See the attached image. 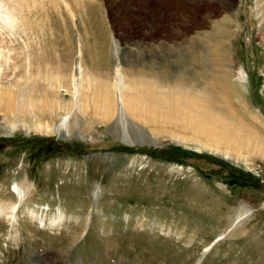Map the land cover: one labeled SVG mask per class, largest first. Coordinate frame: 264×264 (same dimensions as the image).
<instances>
[{
  "label": "rangeland",
  "instance_id": "1",
  "mask_svg": "<svg viewBox=\"0 0 264 264\" xmlns=\"http://www.w3.org/2000/svg\"><path fill=\"white\" fill-rule=\"evenodd\" d=\"M48 1L3 4L20 21H0V206L26 195L0 216V264H264V0L94 2L80 19ZM116 67L150 119L117 115Z\"/></svg>",
  "mask_w": 264,
  "mask_h": 264
},
{
  "label": "bare ground",
  "instance_id": "2",
  "mask_svg": "<svg viewBox=\"0 0 264 264\" xmlns=\"http://www.w3.org/2000/svg\"><path fill=\"white\" fill-rule=\"evenodd\" d=\"M20 1V0H19ZM44 1V0H42ZM132 0H49L48 2H51L52 4H58L57 6H59L60 4L69 12L68 15H71L70 17H72L73 19H80V15H81V12L83 11L82 9H86V8H89V7H92L94 2H96V4L98 5H101L105 8V10L107 12H112L114 16H117V14L119 15V13L116 14V12H114V10L120 6V5H130ZM16 2V1H15ZM14 3V2H13ZM16 4V3H15ZM14 4V5H15ZM18 4V3H17ZM21 4V3H20ZM44 4V3H43ZM223 5L225 3H222ZM29 5V4H28ZM60 5V6H61ZM226 5V4H225ZM31 6V5H30ZM42 6V5H41ZM48 6H49V3H48ZM55 6V5H53ZM97 6V5H96ZM21 7V6H20ZM47 7V6H46ZM50 7V6H49ZM56 7V6H55ZM15 8V6H14ZM60 8V7H59ZM58 8V9H59ZM32 9V7L30 8ZM29 9V11H30ZM56 9V8H55ZM10 10V9H9ZM50 10V9H48ZM88 10V9H87ZM86 10V11H87ZM58 11V10H57ZM116 11V10H115ZM13 12V9L11 11H9L8 13L11 14V17L13 18V14L11 13ZM31 12V11H30ZM52 12V11H51ZM7 13V12H5ZM61 13V12H60ZM104 14V13H103ZM15 15V13H14ZM62 15V13H61ZM163 15V14H162ZM60 16V15H59ZM15 17V16H14ZM85 17V16H84ZM88 17V16H87ZM18 19V18H17ZM83 19V18H81ZM20 21V19H18ZM16 20V21H18ZM1 21V20H0ZM15 21V20H14ZM13 22L14 23H16ZM75 21V20H74ZM2 23V22H1ZM20 23V22H19ZM12 24V26H13ZM18 24V23H16ZM15 24V25H16ZM27 25V24H26ZM25 25V26H26ZM5 26V25H4ZM3 26V27H4ZM6 26H8V24H6ZM23 27V25H21ZM20 27V26H19ZM20 27V28H22ZM8 28H10L8 26ZM76 28L78 30V26L76 25ZM26 29V28H25ZM24 30V28H23ZM2 36V34H1ZM3 39H6L4 38V36H2ZM1 39V38H0ZM5 42V40L3 41ZM1 46V45H0ZM118 45L113 42V51H114V54L115 56L118 54ZM1 49V48H0ZM8 52V51H7ZM3 53V52H2ZM15 57V55H14ZM6 71V70H5ZM74 78L72 79L73 80V88H74V93H73V97L76 98L77 94H79V89L81 88H84V79H83V70H82V67H81V64L79 62V59H77V61L75 62V70H74ZM83 84V85H82ZM89 84V82L87 83ZM91 84V83H90ZM115 84H116V90H117V95H118V102H119V109H118V112H117V115H121L123 114V112H125L126 114H129V115H136L137 117H139V119H150L151 116H149L148 114L150 113V115L152 114L151 112L155 111H151L150 108L149 110L147 111V109H143L141 104H140V98L141 96H144V94H142V92H130L127 87H126V82H125V79H124V75H122V73L120 72V68L119 67H116V77H115ZM79 85L81 86V88H79ZM108 87V86H107ZM150 89V88H149ZM123 91V92H122ZM153 94V93H152ZM140 95V97L138 96ZM109 98V97H108ZM144 99V98H143ZM149 101L152 100V97H149L148 98ZM156 100V99H155ZM201 100H204V99H201ZM112 101V100H111ZM168 102V101H167ZM111 103V102H110ZM142 103V102H141ZM144 103V101H143ZM149 103V102H147ZM191 103L190 102H187V106L190 105ZM113 105V104H112ZM167 105V104H166ZM192 105V104H191ZM202 105V103H201ZM147 106H149L147 104ZM155 106V105H154ZM154 106H151L152 108ZM195 106V105H194ZM194 106H191V108H193ZM114 107V106H113ZM180 108H184V106H179ZM178 108V107H177ZM171 110V109H170ZM193 111H198L201 113V116L202 118L203 117H207L208 115L211 116L210 118V121L211 122H214L216 120V118L214 117L212 111H208L206 108H204L203 106H201L200 108H193L192 109ZM117 111V110H116ZM186 111V110H185ZM184 111V112H185ZM171 112H169L170 114ZM188 113V112H187ZM174 114V113H173ZM70 115H71V110L70 111H67L66 113H64V115H62L59 119V121L55 124L54 128L52 131H54L56 134H59L60 136H69L70 135V128H69V118H70ZM135 116V117H136ZM166 116V115H165ZM105 119V118H104ZM121 133L123 134L122 136V139L123 141H126V142H130V139L127 138L126 135H128V132L126 131V128L125 127H122V131ZM229 133H232L234 134L231 130L229 132H227L226 134L223 135V137H221V140H225V141H228V143H231L233 142L234 138L231 137V135H229ZM240 135V134H239ZM213 139H216V138H213ZM218 144V143H216ZM27 189V188H26ZM15 194L17 195V199L16 201L14 202H11V203H7V204H4L0 206V216L4 217V218H8L9 220H15L16 221V218H17V211L21 205V202L22 200H24L25 198V195H26V191L24 189V187H22V184L19 185V184H15ZM94 197H97V191L94 193ZM32 211V210H31ZM32 216V214H31ZM242 217V215H238L236 217V220L234 221L237 222L238 220H240ZM65 216L63 214V212H60L59 215L57 216H54L53 219H52V223H51V226H58L57 228H61L64 226V220H65ZM89 218L87 217V220ZM77 221V220H76ZM13 223V222H12ZM232 223V224H234ZM80 224H78L77 227H79ZM79 234L76 232L74 233L72 236H73V239L72 241L75 242V240H77L79 238L78 236ZM221 238V237H219ZM209 249V248H208ZM207 250V249H206ZM54 256H50L49 260H46V264H60V259H61V253L60 254H54Z\"/></svg>",
  "mask_w": 264,
  "mask_h": 264
},
{
  "label": "clouds",
  "instance_id": "3",
  "mask_svg": "<svg viewBox=\"0 0 264 264\" xmlns=\"http://www.w3.org/2000/svg\"><path fill=\"white\" fill-rule=\"evenodd\" d=\"M4 0H0V20L3 22H6L9 27L12 26L13 20L10 13H5V10L3 9Z\"/></svg>",
  "mask_w": 264,
  "mask_h": 264
},
{
  "label": "water",
  "instance_id": "4",
  "mask_svg": "<svg viewBox=\"0 0 264 264\" xmlns=\"http://www.w3.org/2000/svg\"><path fill=\"white\" fill-rule=\"evenodd\" d=\"M61 137V136H60Z\"/></svg>",
  "mask_w": 264,
  "mask_h": 264
}]
</instances>
